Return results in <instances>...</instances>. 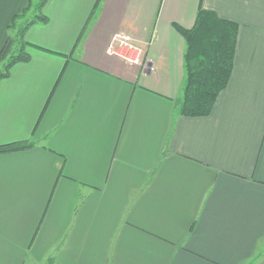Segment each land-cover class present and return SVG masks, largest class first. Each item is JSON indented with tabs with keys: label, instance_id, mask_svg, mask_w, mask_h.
<instances>
[{
	"label": "crops",
	"instance_id": "obj_1",
	"mask_svg": "<svg viewBox=\"0 0 264 264\" xmlns=\"http://www.w3.org/2000/svg\"><path fill=\"white\" fill-rule=\"evenodd\" d=\"M29 0H0V50ZM48 0L0 81V264H264V0ZM200 8L239 24L206 117L179 115ZM95 12V13H94ZM94 13V15H93ZM146 47L137 67L106 53Z\"/></svg>",
	"mask_w": 264,
	"mask_h": 264
},
{
	"label": "trees",
	"instance_id": "obj_2",
	"mask_svg": "<svg viewBox=\"0 0 264 264\" xmlns=\"http://www.w3.org/2000/svg\"><path fill=\"white\" fill-rule=\"evenodd\" d=\"M98 0L95 11L101 2ZM48 0H29L25 9L15 15L8 27V36L0 50V81L10 76L12 68L31 59L34 45L25 34L36 23H47L43 8ZM95 13V12H94ZM93 13V15H94ZM239 24L221 18L216 12L200 8L192 28L177 26L186 43L184 54L185 85L179 115L209 116L222 91L232 77ZM33 147L32 143L0 146V155Z\"/></svg>",
	"mask_w": 264,
	"mask_h": 264
},
{
	"label": "built area",
	"instance_id": "obj_3",
	"mask_svg": "<svg viewBox=\"0 0 264 264\" xmlns=\"http://www.w3.org/2000/svg\"><path fill=\"white\" fill-rule=\"evenodd\" d=\"M106 53L133 66L144 67L146 63V47L127 34L113 35Z\"/></svg>",
	"mask_w": 264,
	"mask_h": 264
}]
</instances>
